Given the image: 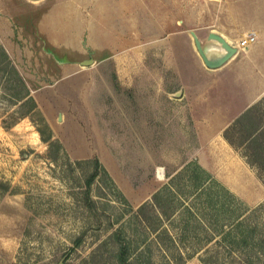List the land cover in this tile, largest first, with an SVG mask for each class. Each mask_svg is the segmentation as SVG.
Segmentation results:
<instances>
[{
	"label": "rangeland",
	"instance_id": "rangeland-1",
	"mask_svg": "<svg viewBox=\"0 0 264 264\" xmlns=\"http://www.w3.org/2000/svg\"><path fill=\"white\" fill-rule=\"evenodd\" d=\"M68 6L81 10L85 20L97 21L96 26L111 28L115 36L126 31L133 45L161 36L165 24L170 29L174 23L195 25L202 37L209 27L220 26L239 47L222 66L230 73L204 63L191 32L195 51L184 38L180 50L188 68H196L197 53L199 69L214 82L227 73L230 81L254 75L257 86L264 87V0H0V264H124L118 257L120 243L127 245L132 264H178L176 256L184 259L181 264H247L239 255L249 264H264V256L257 257L255 249L244 256L218 242L220 234L208 217L189 211L198 202L192 179L177 173L196 160L192 150L199 141L194 126H184L182 118L180 124H168L164 120L174 119L163 118L158 108H136L142 112L137 117L139 127L147 131L135 145L151 153L135 158L150 162L151 168L132 173L131 180L139 185L159 183L141 203L134 201L97 155L74 157L65 146H50L42 139L38 127H45L46 116L33 93L60 74L56 56L63 55L53 42V36L60 35L47 34L48 25L38 26L37 19L45 12L59 18ZM246 37L251 40L242 45ZM117 88L131 102L148 99L141 92ZM257 101L261 104L253 114L264 141V92ZM144 111L149 116L143 117ZM234 119L223 127V135ZM230 131L237 137L238 129ZM118 142L122 146L126 140ZM232 147L264 186V171L248 161L245 144ZM159 190L161 207L153 203ZM237 197L247 224L264 236V199L249 203Z\"/></svg>",
	"mask_w": 264,
	"mask_h": 264
},
{
	"label": "crops",
	"instance_id": "crops-1",
	"mask_svg": "<svg viewBox=\"0 0 264 264\" xmlns=\"http://www.w3.org/2000/svg\"><path fill=\"white\" fill-rule=\"evenodd\" d=\"M62 9L59 18L53 12H45L37 19L38 26L48 25L47 34L62 36L61 40H58L60 36H53L57 45H52L63 56H56L60 74L37 86L33 94L54 137L63 141L72 156L97 155L135 202L145 201L159 183L139 185L131 180L132 173L151 168L150 162L144 164L135 158L141 153H151L135 145V140L142 139V133L147 131L139 127L137 117L142 112L136 108H158L163 118L174 119L170 122L166 119L164 123L180 124L182 118L184 126L187 123L194 126L199 144L192 150V157L204 168L247 202L264 199V186L256 172L221 133L224 126L263 94L264 87L257 86L254 75L230 81V71L222 67L226 62L213 68L228 72L214 82L199 69L201 61L197 53L193 56L196 68H188L180 50L184 38L195 51L190 36V29L198 31L195 25L174 23V29H170L165 24L161 36L133 45L126 31L115 36L111 28L98 27L95 20H85L81 10L72 11L70 6ZM206 30L228 34L220 26ZM117 86L141 92L148 99L131 102L127 93L123 95ZM144 115L149 116V111H144ZM218 122L223 126L216 128ZM118 140L126 142L121 146Z\"/></svg>",
	"mask_w": 264,
	"mask_h": 264
},
{
	"label": "trees",
	"instance_id": "trees-1",
	"mask_svg": "<svg viewBox=\"0 0 264 264\" xmlns=\"http://www.w3.org/2000/svg\"><path fill=\"white\" fill-rule=\"evenodd\" d=\"M260 102L257 101V103L251 104L242 114L237 116L232 122L233 125L225 129L224 136L233 145L237 142L241 146L245 144L246 151L244 155L248 157V161L251 165H258L260 167V169L258 168L259 171H264V141L261 139V127L253 114L261 104ZM44 126V128L38 127L42 139L48 141L50 146L54 145L64 149L61 141L54 138L53 130L46 119ZM233 127L239 131L237 137L231 134L230 130ZM96 162H100L98 158H96ZM183 174L188 175L192 179V186L194 187V193L198 201L195 205L196 209L191 206L188 209L189 211L193 209V213H196L200 217L202 215L208 217L215 230L220 234V237H217L216 240L226 244L230 250L237 248L244 256H249L247 253L250 251L249 249H255L257 257L264 256V236L257 235L255 231L256 227L247 224V218L239 211L240 207L236 203L237 200L239 201L238 195L204 168L197 160L187 162L177 173V175ZM162 193V190L154 193L153 203L156 206L161 207L162 203H164L161 201ZM162 233L163 231L159 235L161 236ZM118 237L120 238V236ZM118 257L122 263L132 264L128 260V248L124 243H120ZM239 257L242 261L249 264L245 257L241 255ZM248 260L251 261L250 259ZM183 261L184 259L181 257H174L175 263L181 264Z\"/></svg>",
	"mask_w": 264,
	"mask_h": 264
},
{
	"label": "water",
	"instance_id": "water-1",
	"mask_svg": "<svg viewBox=\"0 0 264 264\" xmlns=\"http://www.w3.org/2000/svg\"><path fill=\"white\" fill-rule=\"evenodd\" d=\"M190 32L203 61L209 67L222 66L239 51V47L219 31L210 30L205 37L195 29H190Z\"/></svg>",
	"mask_w": 264,
	"mask_h": 264
},
{
	"label": "built area",
	"instance_id": "built-area-1",
	"mask_svg": "<svg viewBox=\"0 0 264 264\" xmlns=\"http://www.w3.org/2000/svg\"><path fill=\"white\" fill-rule=\"evenodd\" d=\"M250 38H254V36H251ZM251 39H249V38H243V39H241V41H242V43H244L245 45H247L248 43L247 42H249Z\"/></svg>",
	"mask_w": 264,
	"mask_h": 264
},
{
	"label": "bare ground",
	"instance_id": "bare-ground-1",
	"mask_svg": "<svg viewBox=\"0 0 264 264\" xmlns=\"http://www.w3.org/2000/svg\"><path fill=\"white\" fill-rule=\"evenodd\" d=\"M241 44H242V45H245L244 43H242V41H241ZM237 46H238V45H237ZM238 52H239V51H238ZM238 52H237V53H238ZM237 53H236V54H237ZM236 54H235V55H236ZM235 55H234V56H235ZM202 59H203V58H202ZM204 63H205V62H204Z\"/></svg>",
	"mask_w": 264,
	"mask_h": 264
}]
</instances>
